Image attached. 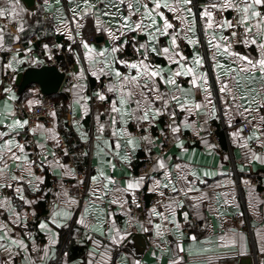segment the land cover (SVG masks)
<instances>
[{
  "label": "crops",
  "instance_id": "1",
  "mask_svg": "<svg viewBox=\"0 0 264 264\" xmlns=\"http://www.w3.org/2000/svg\"><path fill=\"white\" fill-rule=\"evenodd\" d=\"M143 2L144 0H140V3ZM214 2L216 0H193V11L196 13L195 32L194 35L188 33V39H197L199 43L195 44L188 43L184 35L185 30L182 29L180 21L174 19V14L162 9L166 12L169 21L173 23L175 30L181 33L177 39V51L183 53L189 66H193L191 61L195 53L203 57V64L195 70L197 73L207 74V86L211 95L206 96L202 79L198 80L199 88H197L189 83L191 74L176 77L178 85L190 90L189 101L195 100L203 107L187 112L178 108L175 102H170L168 110L162 111L151 122L128 119L127 124H122L118 120L116 129L126 128L127 132L137 138V147L134 149L127 144V136L113 134L116 129H113L111 125V116L114 114L111 112L110 105L113 99H117V94L106 92L108 109L101 104L90 103V96L96 83L105 79L107 86L110 82L115 83V78L107 74L98 73L99 78L92 75V66L84 55L85 49L81 43V37H83L97 52L104 48L111 49L113 38L104 30L111 27L117 37L115 43H118L120 48L116 53H109L108 59L116 57L115 67L124 73L129 71L125 65L119 63V59H125L130 43H133L136 49L138 44L148 41V32L131 31L121 35L118 32V25L114 22L119 19V16L101 14L105 10L111 11L110 8L105 9V4L119 3V0H91V3L96 5V15L80 18L79 28H77V22L73 20L72 10L77 5L82 9L84 6L82 0H59V3L56 0H49L47 5L45 0H34L32 9L26 8L21 0V4L27 9L22 17L15 21L10 17L0 18V27L5 30L4 41L0 43V83L3 87L11 85L17 96L16 101H8V103H13L14 106L17 104L27 106L28 100L40 101L44 94L36 83L21 89L16 83L19 72L42 65H56L65 72V79L59 90L50 94L55 103L56 113L53 117V125L47 126L44 120L39 119L34 124L37 122L43 124V129L33 134L26 126L25 129L20 130V135L17 137L19 142L23 143L21 138L29 135L35 144L34 157L31 156L27 145L25 148L29 160L34 161V164L30 166L33 176L26 175L28 166H24L25 180L19 182L23 187L21 194L25 199L21 200L16 193V182H13L12 188H0V202L7 203L4 198H10L13 210L21 213V222L13 224L8 210L0 208V224H8L13 229L12 234L22 237L28 247L27 253L23 249H16L12 264H26L29 259H36V264H41V259L42 264H89V262L91 264H133L134 260L140 261V264H240L241 258L245 256H251L256 264H264V252H261V248L264 247V195H261L264 189V159L252 158V154L264 156V145L257 142L255 137L245 139L252 135L254 131L252 126L248 132L243 131L240 136L231 135L241 127L243 128L246 121L251 125L255 123L251 115L246 117L238 115L235 110L236 103L247 107L245 100L242 99L245 94L248 99H254L257 102L253 103L252 107H259V114L263 115L264 79L260 78L258 71L240 73L232 77L223 76L222 73L225 71L223 68L218 72L215 67L217 60L228 67L235 65L223 54L218 55L216 60L212 58L214 51L208 43L210 35L214 33L217 37L229 36L231 31L230 29L218 30L214 25L209 26L205 31L206 18L202 19L199 13L202 6ZM127 3L128 0H124V4L120 6V11L124 15L128 14ZM0 7L7 8L8 0H0ZM232 11V9H225L222 12L217 10L214 12L213 19L216 21L230 19ZM218 12L223 15L219 16ZM97 18L102 22L99 29L95 25ZM139 18L138 14L133 16V19ZM21 19L25 22L24 30L17 32ZM59 19L65 20L69 31H72V39L68 38L64 27L59 25ZM187 19L191 20V16ZM157 21L162 25V20L157 18ZM145 23L150 22L145 21ZM57 27H60L61 31L57 32ZM77 31L80 35H76ZM15 35H19L18 41L13 39ZM33 37L36 38L35 42H31ZM242 38V36L239 37V39ZM169 40V35L160 36L155 42L157 52L149 51L148 54L153 59L148 58L150 64L159 65L166 70L164 79L177 68L176 56L171 51L169 54H163L160 51L165 46L171 49ZM152 43L149 42L150 46ZM16 44L24 46L18 49L22 56L28 55L23 49H31L30 55L37 58L40 63H25L16 66L15 71L11 69L14 72V80L9 84L2 81L3 74L7 70L4 65L13 56L14 53H10L9 50ZM45 44L49 45L48 49L43 48ZM57 45L59 47H56ZM143 51V49L136 51L137 55L131 61L140 59V52ZM233 51L250 57L258 58L259 55L255 44L236 43L233 45ZM169 55L173 56L172 60H169ZM80 73L82 76L79 75ZM132 74H135V70H132ZM218 74H221V79L229 80L232 92H220L221 82L217 79ZM250 77L255 79H249ZM164 79H159L160 91L162 93L172 91V86L164 83ZM30 89L38 91L33 94L29 91ZM0 90V110H2L3 101L7 100V97L3 94L2 88ZM78 95L88 98L82 102L86 104L87 111L81 104L73 103ZM208 101H211L215 107V116L206 115V112L210 110ZM35 105L37 104L33 106ZM226 105L232 107L226 108ZM161 106L160 101L155 102V107ZM135 107L133 100L128 105L129 111ZM173 111L176 113L175 121L180 125L177 134H173L169 128L173 119L170 112ZM185 121L193 124L194 127H184ZM101 124L104 125L102 132L98 130ZM135 127L139 128L138 135L134 134ZM0 130L7 131L3 125H0ZM159 131H166L171 140L165 151H161L160 148V138L157 135ZM82 134L86 138H82ZM213 134L217 137L221 150L217 148ZM144 136L150 139H139ZM189 136L197 139L189 142ZM59 137L64 139L65 147L57 151ZM178 141H183L182 148ZM52 153L56 154L55 158ZM158 156L165 158L171 180L178 189L194 179L191 175L193 170L200 174V179L192 185V191L187 195L180 193L179 198L184 201V205L177 210L176 214L180 224L179 229L170 222L171 216L165 212V202L171 197H176L177 193L172 192L171 187H162L168 181L163 179L164 170L153 168ZM144 157L150 158L151 165L141 187L133 191L136 198L137 192L144 190L147 199L159 198L160 193L163 192L164 199H157L158 203L155 206L157 211L168 215L169 222H166V227L169 230L162 231L160 236H157L154 225L162 222L161 217L151 213L152 207L143 217H130L128 206L134 204L133 192L117 191L125 188L128 178L141 176L138 167ZM55 160H58L59 164H56ZM64 165L67 168L62 167ZM176 165L180 167L176 168ZM9 168L16 175L22 173L16 162L10 161ZM70 170H74V173L80 171L82 177L70 174ZM99 171L104 172L105 176L112 177L114 183H108L107 189L93 196L92 192L95 189H104L103 177H99L95 183L91 180V177L98 175ZM206 171L214 175H203ZM35 176H43L44 179L36 182ZM178 177H180L179 181ZM3 179L4 177L0 176V182ZM28 180L33 181L36 191L32 190ZM155 181H160L161 184L157 185ZM79 183L87 185V191L83 196L77 188ZM49 197H51L52 207L47 210L45 204ZM70 198L74 199L75 203H72ZM120 199L126 202L113 203L114 200ZM26 200L32 203H26ZM63 205L71 209L70 216L67 218L59 216L58 223L51 224L48 218L54 206L59 208ZM191 205H197V209L194 210ZM85 208L88 212L83 217L84 223L81 224L79 221ZM185 211L189 214L187 220L183 215ZM197 211L198 214H196ZM24 215L27 216L26 222ZM237 216L246 217L249 227L243 226L236 219ZM191 218H196L198 224H192ZM42 220L49 223V227L55 233L54 236L39 228ZM141 226L147 231L142 230ZM97 228H101L102 231L96 230ZM116 228L129 233L120 244H116L110 238L108 231L113 229L114 234ZM233 229L240 234L236 245L228 243ZM29 233L34 239H29ZM0 234H3L2 229ZM46 244L49 245V251L47 255H44L43 246ZM2 257L3 260L7 259L3 254ZM38 257L41 259H37Z\"/></svg>",
  "mask_w": 264,
  "mask_h": 264
},
{
  "label": "snow or ice",
  "instance_id": "2",
  "mask_svg": "<svg viewBox=\"0 0 264 264\" xmlns=\"http://www.w3.org/2000/svg\"><path fill=\"white\" fill-rule=\"evenodd\" d=\"M59 3V0H56ZM83 8L81 9L79 5L73 8V20L77 22V28L80 27L79 19L84 16H92L96 15V5L91 3V0H82ZM45 4H49V0H45ZM124 4V0H119V3H107L105 4V9H111V11H103L101 14L104 16H119V19L114 21L118 25V32L122 35L126 32L131 31H147L148 32V41L144 44H138V47L135 51L139 52L140 49H143V52H140V59L135 61L119 59V63L125 65L129 71L127 73L121 72L118 68L115 67V63L117 58L112 57L108 59L109 53H116L120 45L115 43L117 39L116 33L113 31L111 27H108L106 30L110 37L113 38V46L111 49H101L99 52L95 50V48L90 45L86 40L81 37V43L83 48L85 49V57H87L90 61V65L92 66V75L97 76L99 78V74H107L108 76H113L115 78V83L110 82L106 86V90L108 92L116 93L117 99H113L110 105L111 112L114 114L111 116V125L113 129H116L117 121L119 120L122 124H127L128 119H136L144 120V121H153L156 116L160 115L162 111L168 110V104L170 102H175L176 106L180 109L186 110L187 112H192L195 110H199L203 107V105L195 100L189 101L190 90L184 89L182 86L177 84L176 77L180 75L188 76L191 74L192 78L189 81L192 87L199 88L198 80L204 81V91L206 96H210L211 92L209 87L207 86V74L204 72H199L195 70L196 67L203 64V57H201L198 53H195L193 59L191 61V65L189 66V62L187 58L184 57L182 52L177 51V39L180 36V32H177L174 28L173 23H171L166 15L167 10L174 14V19L180 21L182 29L185 30L184 35L185 38L188 39V33H192L194 35L195 32V23H196V13L193 11V0H144L143 3H140V0H128L126 5L128 14L124 15L120 11V6ZM225 9H232L236 12L237 16L233 19H221L216 21L213 19L214 12L219 10L223 11ZM27 12V9L23 7L21 4V0H8V7H0V18H11L12 20H17L19 17H22ZM139 15V19H133L134 15ZM200 17L202 19L206 18V22L204 25L205 31L209 26H213L218 30L230 29L229 36L217 37L214 33L210 35V39L208 40L209 47L213 49L214 55L213 60H216L218 55L223 54L231 59L232 63L235 65L233 67H228L222 64L217 60L215 67L218 72L219 69L223 68L225 71L222 73L223 76L232 77L239 75L240 73H260V78L264 79V0H216L214 3L206 4L202 6L200 13ZM191 16V20L187 18ZM157 18L162 20V25L158 24ZM145 21H149L150 23L146 24ZM24 21L19 20L17 32H22L24 30ZM59 25L64 27L65 32L68 35L69 39H72V31H69L67 24L64 19H59ZM95 25L98 29L102 26V22L99 18L95 20ZM242 28V32H238L236 29ZM172 30L171 32L169 30ZM56 31H61L60 27L56 28ZM76 35H80L77 31ZM162 35H169L170 40L169 44L172 46L171 49L168 46H165L160 49L163 54H169L170 51L173 55L176 56L175 63L177 64V68L171 71V74L164 79L166 70L159 65H152L148 62V54L149 51L152 53L157 52V42ZM243 37L239 39V37ZM5 38V30L3 27H0V43L4 41ZM13 39L18 41L20 39L19 35L13 36ZM149 42H153L150 46ZM189 44L199 43L197 39H188ZM236 43L248 45L255 44L259 50V55L257 57H250L246 54H241L239 52L233 51V45ZM56 47H59L57 45ZM44 49H48L49 45H43ZM71 51V48L69 49ZM25 53H28L27 56H22L20 54V50H15L11 59L7 61L4 65L5 69L16 70V66L23 65L25 63L28 64H39L40 61L37 58H33L30 53L31 49H23ZM169 60L173 59L172 55L168 56ZM237 61L239 63H237ZM132 70H135V74H132ZM82 76V73L79 74ZM159 79H164V83L172 86V91L162 93L160 91V83ZM217 79L221 82L220 92H232V88L229 86V80L221 79V74H218ZM249 79H255V77H250ZM0 88H2L3 94L7 97V100L3 101V109L0 110V125H3L7 131L0 130V138H2V142H0V176H3L4 179L0 182V188L13 187V182H16V193L19 195L21 200H24V196L21 194L23 192V187L19 182L25 180V172L24 166L27 167L26 175L31 177L33 173L31 171V165L34 164V161L29 160L28 153L25 151L26 144L20 143L17 137L20 135V130L25 129L26 126L29 125L30 121L28 119H20L16 115L15 106L13 103H8V101H16L17 96L12 89V86L3 87L2 83H0ZM31 93H36L38 90L30 89ZM96 96L99 100H105L106 96L103 92H97ZM88 98L83 95H78L77 98L73 101L74 104H81L85 111H87L86 104H83V101H86ZM235 100V96H233ZM242 99L245 100L247 107L236 103L235 110L238 115L249 116L251 115L253 123L252 127L254 129L252 135L245 139H251L255 137L257 142L264 145V115H260L259 107L253 108V103H257L254 99H248L247 94H245ZM134 100L135 108L129 111L128 105L130 102ZM160 101L161 107H155V102ZM41 103L39 100H28L27 107L31 110L34 104ZM264 103V102H262ZM231 105H226V108H231ZM209 111L206 112V115L209 117L215 116V107L208 101ZM230 115V113H227ZM51 115L54 117L56 115L55 111L51 112ZM172 122L169 124V128L173 134H177L180 129V125L176 123L175 116L176 113L170 112ZM127 117V119L125 118ZM231 123V121H229ZM184 127H194L193 124L185 121ZM44 128L43 124L37 122L28 130L35 134L38 130ZM104 129V125H99L98 130L102 132ZM48 131H52L48 129ZM243 132V128L241 127L237 131L231 133L232 136H240ZM114 135H124L127 136V144L130 145L133 149L137 147V138L133 137L131 133L127 132L126 128L116 129L113 133ZM82 138H86L82 134ZM141 140H149L150 138L147 136L140 137ZM178 140V136L176 137ZM179 146L183 147V141H178ZM107 143V142H106ZM117 147H119V143L117 142ZM52 156L55 158L56 154L52 153ZM253 159L261 160L264 159V156L260 154H252ZM47 158L45 157V160ZM127 159V157H124ZM227 159V157H225ZM16 162L17 167L21 168V175H16L14 172L10 171L9 162ZM22 162V163H21ZM56 164H59L58 160H55ZM67 168L66 165L62 166ZM114 167V166H113ZM176 168H179L180 165H176ZM153 168H159L164 170L163 179L167 180L168 183L163 184L162 187L168 188L171 187V191L177 193L176 197L169 198L168 201L165 202V212L171 216V223L177 228H180V224L176 219L177 210L182 208L184 205V201L179 198L180 193L187 195L188 192L192 191V185L195 181L200 179V174L193 170L191 175L194 178L191 181H188L184 187L177 188L176 184L172 182L170 177V172L167 170L166 160L162 156H158L153 164ZM70 174H75L74 170H70ZM203 175H214V173L204 172ZM99 177H103L104 189L97 188L92 192L93 196H96L97 193H101L103 190L107 189L108 183H114V180L110 176H105V173L102 171L98 172V175H94L91 177L93 183L97 182ZM36 182L43 181V176H35ZM180 177H178L179 181ZM186 179V178H185ZM145 180V175H141L138 177H130L126 181V186L124 189L117 190L123 192H133V203L139 207L138 202L135 198V193L133 190L139 189L141 184ZM157 185H160V181H155ZM28 184L32 186V190L36 191V187L33 185L32 180H28ZM150 191L152 189H149ZM163 196V192L160 193ZM102 199L103 196L101 195ZM71 199V198H70ZM7 203L0 202V208H5L8 210V215L13 224H19L21 213L13 210L11 206V200L8 197L4 198ZM26 203H32V201H25ZM72 203H75L74 199H71ZM121 203L126 202L123 199L114 200L113 203ZM191 207L196 210L197 205H191ZM130 211V210H129ZM151 213L155 216L161 217V223L155 224L154 227L157 230V236L162 234V231H168L169 229L166 227V222L168 221V215L165 212L157 211V207L154 205L150 209ZM88 209L85 208L84 213L79 221V223H84V216L87 215ZM71 214V209L67 207V205H63L59 208L54 206L53 210L50 213L48 221L51 224L55 225L58 223V217L63 216L67 218ZM198 214V211L196 212ZM185 220L188 219V212L183 213ZM24 220L26 222L27 216L24 215ZM142 230L147 231V229L143 228ZM39 228L41 230H45L51 235H55L52 229L49 227V223L42 220L40 221ZM0 229L3 230V234H0V254H3L7 257V259L3 260L2 264H12L13 256L16 254V249H23L25 253L28 252V247L25 244V241L19 235H13V229L8 226V224H0ZM96 230L102 231L101 228H97ZM110 233V238L116 243L120 244L124 241L128 232L121 231L119 228L115 229L113 234V229L108 230ZM232 235L228 239V243L231 245L237 244V238L240 235L236 233L235 230H231ZM29 239H34L31 233L28 234ZM195 239V237H193ZM179 247V243H178ZM44 255H47L49 251V245L46 244L43 246ZM261 252H264V247L261 248ZM91 255V253H90ZM37 259H41L38 257ZM26 264H36V259H29L26 261ZM42 264V259H41ZM91 264V262H89ZM133 264H140V261L134 260Z\"/></svg>",
  "mask_w": 264,
  "mask_h": 264
},
{
  "label": "built area",
  "instance_id": "3",
  "mask_svg": "<svg viewBox=\"0 0 264 264\" xmlns=\"http://www.w3.org/2000/svg\"><path fill=\"white\" fill-rule=\"evenodd\" d=\"M218 15L222 16L223 13L218 12ZM234 17H236V12L233 10L231 12L230 20L233 19ZM236 30L238 32H241V28H237ZM35 41H36L35 37L31 38V42H35ZM23 47L24 46L22 44L12 45L9 52L14 53L15 50L21 49ZM136 55H137V52L135 51V47H134L133 43H130L128 46V52L125 55V59L131 61V60L135 59ZM148 58L152 59V56H148ZM54 63L55 62L53 61V64ZM13 80H14V72L11 69H7L6 72L3 74L2 81L10 84L13 82ZM179 80H182V78H179ZM105 83H106L105 79L96 83L95 88L93 89V92L91 93V96H90V103L91 104H101L104 106V108L108 109L109 108V102L107 101V99L99 100L96 96V93L98 91L103 92L104 95L106 96L107 90H106V84ZM0 94H1V90H0ZM40 102L41 103L33 106L31 110L25 105H21V104L15 105L16 115L21 117V118L28 119L30 121L29 125L27 126L28 129L39 119L44 120V122L47 126L53 125V116L51 115V112L55 110L54 100L52 99L50 94H43ZM262 113L264 115V111ZM251 126L252 125L250 124V122L246 121L243 124V131L248 132V130L251 128ZM212 129L214 131L215 127L213 126ZM133 131H134V134H136V135L139 134V128L135 127ZM157 135L160 138L161 151H165L168 148V146L170 145L171 140H170L166 131H164V132L159 131ZM196 139L197 138H194V136L188 137L189 142H194ZM213 139L216 143L217 148L219 150H221L222 148L220 147V145H218L217 137L214 134H213ZM21 142H23L27 145L31 156L34 157L35 156V150H34L35 144H34L33 138L28 135L26 137L21 138ZM57 145H58L57 151H59L60 149L65 147V141L62 137H59ZM150 165H151L150 158L144 157L141 164L138 167L139 174L145 175V177H146V175L148 174ZM75 175L77 177H82V173L80 171L75 172ZM77 188H78V191L80 192V194L82 196L87 191L86 183H79L77 185ZM261 195H264V189L261 191ZM157 199L163 200L164 196H161L159 198L151 197V198L147 199L146 195H145V191L139 190L137 192V195H136V201L138 202L139 207H137L136 204L129 205L128 206L129 216L130 217H136V218L145 216L147 214V212L149 211V209L158 203ZM45 207L47 210L51 209V207H52L51 197H49L48 200L46 201ZM236 219L243 226L249 227V224H248L246 217L242 218L240 216H237ZM191 223L194 225L198 224L196 218H191ZM37 238L39 239L40 237H37ZM2 262H3V257H2V254H0V264H2Z\"/></svg>",
  "mask_w": 264,
  "mask_h": 264
},
{
  "label": "water",
  "instance_id": "4",
  "mask_svg": "<svg viewBox=\"0 0 264 264\" xmlns=\"http://www.w3.org/2000/svg\"><path fill=\"white\" fill-rule=\"evenodd\" d=\"M26 8H34V0H22ZM65 79V72L56 65H42L40 67L28 68L17 74L16 83L25 88L31 83L39 85L44 94L56 93ZM240 264H256L251 256L242 257Z\"/></svg>",
  "mask_w": 264,
  "mask_h": 264
},
{
  "label": "trees",
  "instance_id": "5",
  "mask_svg": "<svg viewBox=\"0 0 264 264\" xmlns=\"http://www.w3.org/2000/svg\"><path fill=\"white\" fill-rule=\"evenodd\" d=\"M51 96V95H50Z\"/></svg>",
  "mask_w": 264,
  "mask_h": 264
}]
</instances>
